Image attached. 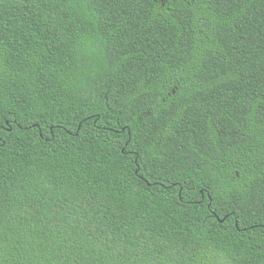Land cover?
Listing matches in <instances>:
<instances>
[{
    "label": "trees",
    "instance_id": "trees-1",
    "mask_svg": "<svg viewBox=\"0 0 264 264\" xmlns=\"http://www.w3.org/2000/svg\"><path fill=\"white\" fill-rule=\"evenodd\" d=\"M0 264H264V0H0Z\"/></svg>",
    "mask_w": 264,
    "mask_h": 264
},
{
    "label": "water",
    "instance_id": "water-1",
    "mask_svg": "<svg viewBox=\"0 0 264 264\" xmlns=\"http://www.w3.org/2000/svg\"><path fill=\"white\" fill-rule=\"evenodd\" d=\"M223 222V221H222Z\"/></svg>",
    "mask_w": 264,
    "mask_h": 264
}]
</instances>
